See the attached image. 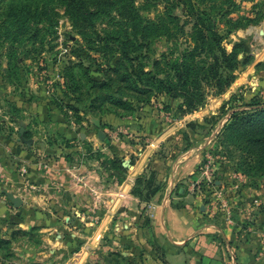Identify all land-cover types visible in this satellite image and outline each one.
Instances as JSON below:
<instances>
[{"label":"rangeland","instance_id":"rangeland-1","mask_svg":"<svg viewBox=\"0 0 264 264\" xmlns=\"http://www.w3.org/2000/svg\"><path fill=\"white\" fill-rule=\"evenodd\" d=\"M151 1L143 15L172 0ZM194 1L215 17L226 49L240 44L238 64L222 92H207L199 106L179 114L178 97L139 92L134 85L144 84L130 77L133 64L148 69L171 43L151 37L135 59L102 39L114 29V0H86L87 9L105 8L90 23L73 22L60 0H0V264H174L150 226L149 208L157 192L162 205L180 207L178 189L197 197L204 219L199 230L225 264H264V172L243 168L241 138L223 132L228 107L241 109L256 91L264 96V0ZM20 123L30 144L18 138ZM31 156L83 159L96 167L103 189H86L79 206H68L63 189L47 192L64 204L51 197L49 204L44 198L29 204L33 194L46 191L27 183ZM139 159L142 169L129 189L134 220L114 212L110 220L101 211L108 188ZM190 159L189 173L175 179ZM18 177L28 189H20ZM4 191L21 197L20 204L14 207ZM99 216L111 223L102 228ZM200 255V264H209L211 257Z\"/></svg>","mask_w":264,"mask_h":264},{"label":"trees","instance_id":"trees-1","mask_svg":"<svg viewBox=\"0 0 264 264\" xmlns=\"http://www.w3.org/2000/svg\"><path fill=\"white\" fill-rule=\"evenodd\" d=\"M60 1L64 2L73 22L90 23L98 10H105L104 7L93 11L87 9L86 0ZM114 3L115 13L111 16L114 29H107L102 39L116 44L121 56H127V50L136 59L151 37L163 36L172 46L167 52H161L158 58L151 59L146 70L139 62L133 64L130 71L133 77H130L134 84L141 81L145 86L134 85L137 91L146 93L156 89L170 97H178L176 109L183 114L199 106L207 92L220 93L232 82L240 44L234 43L230 49L222 45L223 35L209 10L199 8L194 0H172L152 16H146L141 10L149 9L153 4L151 0L139 3L136 0H114ZM178 6L179 12L174 11ZM180 14L185 15L189 23L186 32L183 29L185 20L179 19ZM182 37L185 45L179 47ZM263 97L256 91L241 109L228 107L229 120L223 128V132L227 131L225 137L237 132L233 135L241 138L243 168L261 172H264ZM239 143L235 145L237 148H240Z\"/></svg>","mask_w":264,"mask_h":264},{"label":"crops","instance_id":"crops-1","mask_svg":"<svg viewBox=\"0 0 264 264\" xmlns=\"http://www.w3.org/2000/svg\"><path fill=\"white\" fill-rule=\"evenodd\" d=\"M39 144L40 142H37V145ZM25 162L26 166H29L27 167L28 178L26 177L28 185L34 189H46L44 194L41 192L33 194L32 201L29 204L42 202L45 199L47 201L48 197H51L54 204L63 203L59 197H56L58 196L57 193L47 192L49 189H63L66 197L71 200L68 206L72 204L79 206L84 202V191L86 189H103L100 186L101 184L99 185L100 182H98L99 174L96 171V167L88 166L83 159L76 162H67L62 157L36 158L31 156ZM142 164L141 159L135 160V162L127 166L121 182L115 184L114 187L108 188L107 200L101 211L105 212V215H108L110 220L113 212L121 214L120 216L125 215L129 221L134 220V212L136 210L133 204L136 198L130 193L129 189L133 178L142 169ZM192 164L193 159L184 162L181 165L182 167H179L177 174L174 173V176H177L175 179L189 173ZM18 179L21 181L20 189H28L25 183V186H23L22 177H18ZM178 190L179 192L183 191V189ZM181 192L180 195L175 196L182 203L180 207L169 203L162 205V203H159L160 193L157 192L153 198L155 202H151L153 208H149L152 215L149 221L150 226L164 251V257L174 264H200L203 262L200 255L202 253L207 255V257H211L209 264H225L224 256L219 252V249L199 230L200 226L204 224V219L201 213L196 210L197 208L199 209L197 197ZM23 201L25 203V199ZM49 203L47 201L46 204ZM66 204L68 203L66 202ZM159 213L161 214L160 217H158ZM99 217L98 225L102 223V228L111 223L109 219H103L102 216ZM131 226L133 231H135L137 228L136 224L131 223ZM190 235L192 237L187 238ZM188 246L190 247L188 248ZM238 258L241 261V245L238 247ZM242 261H244V256Z\"/></svg>","mask_w":264,"mask_h":264},{"label":"water","instance_id":"water-1","mask_svg":"<svg viewBox=\"0 0 264 264\" xmlns=\"http://www.w3.org/2000/svg\"><path fill=\"white\" fill-rule=\"evenodd\" d=\"M23 133V126L20 123L19 127H18V138L20 139V141H23L26 144H30L32 142V139L30 137L25 138L22 136ZM4 195L6 196V198L9 200V202L15 207L17 205L20 204L21 202V198L17 195H14L12 192L10 191H4Z\"/></svg>","mask_w":264,"mask_h":264}]
</instances>
